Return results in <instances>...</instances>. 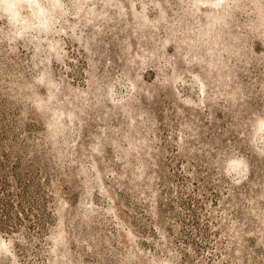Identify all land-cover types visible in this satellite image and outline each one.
Here are the masks:
<instances>
[{
    "label": "rangeland",
    "instance_id": "obj_1",
    "mask_svg": "<svg viewBox=\"0 0 264 264\" xmlns=\"http://www.w3.org/2000/svg\"><path fill=\"white\" fill-rule=\"evenodd\" d=\"M0 264H264V0H0Z\"/></svg>",
    "mask_w": 264,
    "mask_h": 264
},
{
    "label": "trees",
    "instance_id": "obj_2",
    "mask_svg": "<svg viewBox=\"0 0 264 264\" xmlns=\"http://www.w3.org/2000/svg\"><path fill=\"white\" fill-rule=\"evenodd\" d=\"M73 3H74V2H73ZM159 18H160V17H159ZM52 125H53V124L49 123L50 128H52Z\"/></svg>",
    "mask_w": 264,
    "mask_h": 264
}]
</instances>
